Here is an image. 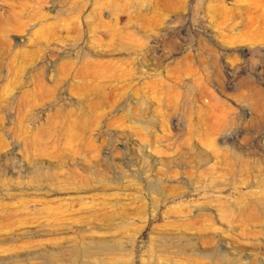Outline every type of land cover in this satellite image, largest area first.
I'll return each instance as SVG.
<instances>
[{
	"label": "rangeland",
	"instance_id": "obj_1",
	"mask_svg": "<svg viewBox=\"0 0 264 264\" xmlns=\"http://www.w3.org/2000/svg\"><path fill=\"white\" fill-rule=\"evenodd\" d=\"M0 264H264V0H0Z\"/></svg>",
	"mask_w": 264,
	"mask_h": 264
},
{
	"label": "bare ground",
	"instance_id": "obj_2",
	"mask_svg": "<svg viewBox=\"0 0 264 264\" xmlns=\"http://www.w3.org/2000/svg\"><path fill=\"white\" fill-rule=\"evenodd\" d=\"M73 262H77V255H75L74 257H73Z\"/></svg>",
	"mask_w": 264,
	"mask_h": 264
}]
</instances>
